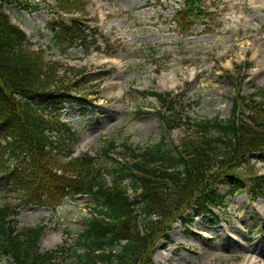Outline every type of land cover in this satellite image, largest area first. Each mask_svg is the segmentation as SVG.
<instances>
[{"label": "trees", "instance_id": "16d2710c", "mask_svg": "<svg viewBox=\"0 0 264 264\" xmlns=\"http://www.w3.org/2000/svg\"><path fill=\"white\" fill-rule=\"evenodd\" d=\"M53 1L52 46L60 54L78 46L87 52L88 39L99 33L88 26L85 2ZM14 3L0 0V189L16 200L0 204V256L12 259L10 264H152V250L169 243L174 224L221 211L226 197L218 186L226 180L252 201L264 198V175H254L250 165L255 156L264 157V89L249 97L238 93L229 119L193 122L183 121L182 107L170 95L142 93L160 102L168 130L185 123L188 134L172 148L165 140L145 148L124 143L128 162L104 170L91 155L74 158L79 136L62 120L63 106L75 100L72 91L85 90L88 82L66 83L69 78L57 74L58 63H46L42 51L30 48L27 35L5 12ZM183 3L175 17L182 31L211 15L201 0ZM227 78L236 88L242 85L241 78ZM78 196L94 204L74 244L42 252L45 227H18L22 207L57 209Z\"/></svg>", "mask_w": 264, "mask_h": 264}, {"label": "rangeland", "instance_id": "374dc122", "mask_svg": "<svg viewBox=\"0 0 264 264\" xmlns=\"http://www.w3.org/2000/svg\"><path fill=\"white\" fill-rule=\"evenodd\" d=\"M13 1L5 12L25 31L30 48L42 51L46 63H58L66 83L88 82L85 90L72 91L75 100L63 106L62 120L79 136L74 158L91 155L104 170L128 162L124 143L145 148L165 140L172 148L188 134L185 123L168 130L160 102L142 93L170 95L182 107L183 121L193 122L229 119L238 93L249 97L264 89V0H202L213 15L190 32L175 23L183 0H83L88 26L99 34L88 39L87 52L78 46L67 54L52 46L53 0H35L39 9L33 0ZM227 75L241 78L242 85H231ZM250 165L254 175H264V157ZM228 183L218 186L226 197L221 211L174 224L169 243L152 250V264H264V198L252 201ZM5 203L15 204V194L0 189ZM93 204L79 196L57 209L22 207L16 219L19 228L45 227L40 249L51 252L74 244ZM12 261L0 256V264Z\"/></svg>", "mask_w": 264, "mask_h": 264}, {"label": "bare ground", "instance_id": "6f19581e", "mask_svg": "<svg viewBox=\"0 0 264 264\" xmlns=\"http://www.w3.org/2000/svg\"><path fill=\"white\" fill-rule=\"evenodd\" d=\"M194 235V234H193Z\"/></svg>", "mask_w": 264, "mask_h": 264}]
</instances>
